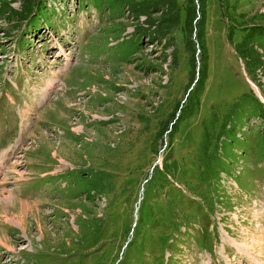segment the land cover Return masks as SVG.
<instances>
[{"label": "rangeland", "instance_id": "rangeland-1", "mask_svg": "<svg viewBox=\"0 0 264 264\" xmlns=\"http://www.w3.org/2000/svg\"><path fill=\"white\" fill-rule=\"evenodd\" d=\"M0 264H264V0H0Z\"/></svg>", "mask_w": 264, "mask_h": 264}, {"label": "trees", "instance_id": "trees-1", "mask_svg": "<svg viewBox=\"0 0 264 264\" xmlns=\"http://www.w3.org/2000/svg\"><path fill=\"white\" fill-rule=\"evenodd\" d=\"M204 7H205V5H204V3H203V4H202L203 12H204ZM203 12H202V15L204 16V13H203ZM192 14H193V12H190L189 15H188V17H187V24H189V26H191V24H192ZM193 20H194V19H193ZM200 42H201V44H202V48H203V50H204V56L206 57V55H205V40H204V35H203V33H202V35H201V37H200ZM186 45H187V49H188V51H189V52H192L191 39H190L189 37L186 38ZM205 63H206V59H205ZM193 65H194V60H193V58H191V60H190V66H191V69H192ZM193 70H194V69H192V71H193ZM205 77H206V72L203 73V74H202V77L200 78V80H202V81H201V85H200V83H199V86L196 87L195 92H194L193 95L191 96V97H192V101H191L192 105H191L189 108L186 109V115H185L186 118H189V117H191V116L194 115V112H195V104L199 103V98H200L201 94L203 93V81H204ZM200 80H199V81H200ZM190 100H191V99H190ZM163 125H164V124H162V123L160 124V129H161V131L165 130V127H162ZM159 131H160V130H159ZM175 133H177V129H176V132H174V133L171 135V137H173ZM160 134H161V132H160ZM202 150L205 151V152H207V153H210V152H209V150H210V144L208 143L207 135H206V137H205V141L202 142ZM207 153H205V154H207ZM166 168H167V167H166ZM100 177H101V176H100ZM100 183H102V181H101ZM102 193H103V192H101V189H100V194H102Z\"/></svg>", "mask_w": 264, "mask_h": 264}, {"label": "bare ground", "instance_id": "bare-ground-1", "mask_svg": "<svg viewBox=\"0 0 264 264\" xmlns=\"http://www.w3.org/2000/svg\"><path fill=\"white\" fill-rule=\"evenodd\" d=\"M23 205L25 206V204L23 203Z\"/></svg>", "mask_w": 264, "mask_h": 264}]
</instances>
